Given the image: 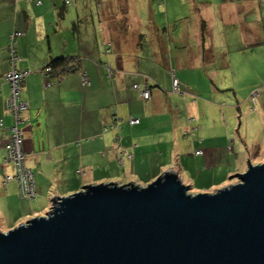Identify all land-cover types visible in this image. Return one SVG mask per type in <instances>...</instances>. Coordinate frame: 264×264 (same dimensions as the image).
Masks as SVG:
<instances>
[{
    "label": "crops",
    "instance_id": "crops-1",
    "mask_svg": "<svg viewBox=\"0 0 264 264\" xmlns=\"http://www.w3.org/2000/svg\"><path fill=\"white\" fill-rule=\"evenodd\" d=\"M34 1L16 0V6L11 3L15 8L10 24L14 27L17 20L21 22L16 69L29 72L20 89L26 105L21 116L27 122L21 126V151L24 165L33 175L36 195L30 201L19 199L15 182L3 187L0 177V232L43 216L50 207L49 192L63 197L105 179L151 182L163 171L172 170L188 187L221 188L229 185L226 179L232 174L244 171L249 148L253 154L260 150L246 129L253 121L264 125V80L257 75L264 60V4L259 5L260 0H196L193 6L187 0H142L145 4H135L134 9L119 4L120 0L116 4L104 0V6H65L62 19L68 22L59 27L61 37L48 40L47 49L39 45L37 51L30 52L24 35L29 10L49 11L42 3L35 7ZM62 2L55 0L51 11ZM79 10L91 26L96 13L108 44L130 38L129 43L149 45L147 58L126 55L120 45L107 57H98L89 49L80 54ZM8 17L7 6L0 5V22ZM5 38L6 34L0 45V77L7 70ZM165 44L173 50L167 52ZM180 48L185 49L178 52ZM58 56H77L80 68L58 81H48L40 68ZM106 68L112 71L109 78ZM82 75L87 86L81 84ZM173 78L178 81V93L171 92ZM223 78L230 84L222 83ZM134 85L150 90L147 100L135 93L141 104L135 101L132 108L125 93ZM225 91H232V97ZM203 93L211 97L203 99ZM175 94L183 99L181 107L174 104L178 100ZM6 96L7 85L2 84L0 170L10 174V165L3 164L11 124L3 110ZM223 104L235 113L230 117L224 114ZM106 107L115 110L107 112ZM248 109L252 117L242 122ZM128 119L138 123L129 125ZM112 121L114 126L109 129ZM196 151L201 154L196 155Z\"/></svg>",
    "mask_w": 264,
    "mask_h": 264
},
{
    "label": "water",
    "instance_id": "water-1",
    "mask_svg": "<svg viewBox=\"0 0 264 264\" xmlns=\"http://www.w3.org/2000/svg\"><path fill=\"white\" fill-rule=\"evenodd\" d=\"M212 193L172 170L85 185L0 232V264H264V162Z\"/></svg>",
    "mask_w": 264,
    "mask_h": 264
},
{
    "label": "rangeland",
    "instance_id": "rangeland-1",
    "mask_svg": "<svg viewBox=\"0 0 264 264\" xmlns=\"http://www.w3.org/2000/svg\"><path fill=\"white\" fill-rule=\"evenodd\" d=\"M54 1L55 0H35L34 1V5L37 8L40 7L41 3L43 5H48L49 8H45V9L49 10L47 12L41 13L39 11L37 12L36 10H32V11L29 10L30 15H29V18L27 20L28 21L27 24H29L28 25V31L24 35H25V41L27 42V43L25 42L27 44V49L30 52L37 51L39 45H41V47H44V49H47L48 42H49L48 40H50V42H51L53 39H59L62 35L63 30L61 28L59 29V27H60V25H65V22L66 21L68 22V20H64V18L59 20V21L57 20L58 15L56 14V9L51 11L53 9L52 4ZM66 1H67L66 6L72 5L73 7L81 5V4H83V5L89 4V5H91V7L95 6V5L104 6L106 4L104 2V0H66ZM207 1L209 3L225 2V0H207ZM108 2L111 4L118 3L117 0H109ZM11 3H14L15 6L17 4L16 0H0V5H4L5 8L7 6L8 16H9L8 21H7V19H4V21L0 22V45L4 42V34H6L5 39H6V46H7L9 43V39H8L9 33L13 32V31H16V32L22 31L18 27L21 23L19 20L16 21L14 27H11L10 16H14V8H15V7L12 8L10 6ZM187 3L191 4L193 6L196 3V0H187ZM119 4H123V5H126L128 7H131L132 9H134L133 6L135 4H136V6H140L142 4H145V2H142V0H120ZM258 4L263 5L264 0H260V2H258ZM45 9H41V10L43 11ZM5 14H7V11H5ZM98 14L103 15L104 13L100 12ZM131 14L132 13H129L128 16H131ZM17 15L20 17V19L22 21L23 20V13L19 11ZM82 15H83V13L80 12V10H79V15H78L79 18L77 19V23L79 25L80 40H81V41H79V42H81L80 48H79L80 54H85L86 49H89V53H94L98 57H104V56L107 57V56L113 54L115 45H120L122 52L126 55L131 54L133 56H137V57L142 58V59L147 58V55L145 54V49L147 48L148 51H150L149 45H147V44H139V45L137 44L136 45L134 43H129L131 41L130 38L121 39L122 41L120 43H114L113 45L111 43H109L110 46H107L108 41L103 38V28H101V26L98 23L99 21L97 19L96 13L95 12L93 13V18H92L93 24H92V26H91V22L89 21V19H83L81 17ZM131 26L132 27L135 26V22H132ZM7 30H9V31L6 33ZM43 30L47 31V33H44ZM52 30H55V33L52 34ZM40 33H42L44 36L42 34L40 35ZM38 42L41 44H39ZM52 44H53V42H52ZM16 46H17V49L19 50L20 46H18L17 44H16ZM163 46H165L167 52L173 50L172 45L169 46V45L165 44ZM105 49H109L110 52L108 54H104ZM182 49H185V48H180L178 50V52H182L183 51ZM16 53H18V51H16ZM17 56H18V54H17ZM80 56H82V55H80ZM84 59H87V58L84 57ZM262 62H263V65L261 67H259L260 71H257V75L260 76L259 79L261 78V80H264V60ZM168 76H169V74H168ZM224 79L225 78L222 79V83H225L226 85L230 84L229 83L230 80H224ZM227 79H229V78L227 77ZM261 83H262V85H264V81H261ZM182 92L186 93L187 91L181 90L180 93H182ZM231 92L232 91H225L223 93H225V95L229 94L230 97H232ZM135 93H138V91L132 89V87H130V90H128V92L125 93L126 101L130 105V107H132V108L136 107L135 101L138 104L139 103L141 104V100L139 98H138L139 100L135 98L136 97ZM177 95L178 94H175L173 96H177ZM209 97H211V94H207V93H203V96H201V98H203V99H206ZM176 99H178V100L174 101L175 106L181 107V105L183 103V99L181 98L180 95H178ZM253 99H255V97H253ZM234 105H235V103H234ZM85 106L89 107L90 105L86 104ZM225 106L226 105L223 104L222 111H224V114H228L230 117L232 115V112L235 113V109L229 110V108H226ZM81 108H82V103L80 102L78 104V109L81 110ZM247 108H248V105H247ZM109 109L115 110L114 108L112 109L110 107L109 108L106 107L107 112L109 111ZM19 111H21V110H19ZM251 114H250L249 109H248L247 114L245 116L243 114L242 122L249 121L252 117ZM177 116H178V114H177ZM230 122L234 123V120L232 118H230ZM254 123L255 122L253 121L252 127H250L252 124L247 125L246 129L248 132L249 139L251 141H257V144H258L260 150L256 154H253V151L250 150V148L248 149L250 151H248L246 149L248 154L246 153V157L244 159L245 166H246L247 161L251 165H255V164H257V162H261V163L264 162V131H262V129L264 128V125L259 126L258 124H254ZM21 134H22V132H21ZM21 143H22V140H21ZM231 147H232V145H231ZM23 160H24V158H23ZM244 169H245V167H244ZM226 182H228L229 184H233V183H236V180H234V179L227 180L226 179ZM188 188H189L188 193L194 192V194L195 193H212V192L216 191L217 189H219V188H215V187H211L209 189H204V188L200 187L199 185H195V184L190 185V187H188ZM35 194H36V190H35ZM52 194H53V191L46 194L48 201H50L53 198ZM26 201H29V200H26ZM50 206H51V204H50Z\"/></svg>",
    "mask_w": 264,
    "mask_h": 264
},
{
    "label": "built area",
    "instance_id": "built-area-1",
    "mask_svg": "<svg viewBox=\"0 0 264 264\" xmlns=\"http://www.w3.org/2000/svg\"><path fill=\"white\" fill-rule=\"evenodd\" d=\"M10 54V65L13 66L14 61H16V57L13 54V50L9 47ZM108 69V68H106ZM27 71L25 72H16L11 70L10 72L4 75V80L8 82L10 93L9 99L5 102V108L8 112H10L13 116L14 122L17 123L19 121L18 115L22 113L25 109V105L21 102H17L18 100V84L22 81V78L27 75ZM81 84L87 85V79L84 75L81 76ZM134 90H138L139 96L142 100H147L149 98V93L146 88H139L138 86H133ZM171 92L178 93V81L176 79H172L171 82ZM253 100V99H252ZM21 110V111H19ZM129 125L137 124L138 121L136 119H128ZM113 126L109 125V129H112ZM21 140L22 134L19 129L15 126L9 129V139L7 143L4 145V158L3 164L10 165L12 167V172L10 174H5L3 170H1L0 177L2 181V186L8 182H15L17 187V195L20 199L32 200L35 197V186L32 174L25 167L23 155L21 151ZM196 155L201 154L200 151L195 152Z\"/></svg>",
    "mask_w": 264,
    "mask_h": 264
},
{
    "label": "trees",
    "instance_id": "trees-1",
    "mask_svg": "<svg viewBox=\"0 0 264 264\" xmlns=\"http://www.w3.org/2000/svg\"><path fill=\"white\" fill-rule=\"evenodd\" d=\"M62 5H60L59 7L56 8V14L58 15V18L57 20H61L62 19V16L64 14V7L67 5V1L66 0H63V2L61 3ZM204 29V25L202 24L201 25V31H203ZM202 35V33H201ZM22 36V33L21 32H16V31H13L11 33H9V36H8V39H9V43L8 45L6 46V64H7V70L6 72L4 73V75L8 72H10L11 70L13 71H16V72H25V71H18L16 69V64L18 62V56H17V53H16V43H17V39L20 38ZM109 46V44L107 45ZM9 47L13 50V54L14 56L16 57V61H14V64L13 66L10 65L11 61H10V54H9ZM105 52L107 53L108 52V49H105ZM80 64H81V59L78 58L77 56H58V57H55V58H50L46 63L43 64V66L40 68V73H41V76L45 79H47L48 81H52V80H60L63 76L67 75V74H70L74 71H77L79 70L80 68ZM29 73V72H28ZM27 73V74H28ZM4 75H2L0 77V86L2 84H6L7 85V96L5 97L4 101H3V110L5 111V113L10 117V121H11V124L9 125V127L7 128V131H8V139H9V129L13 126H15L17 129H19L21 131V126H23V124L27 123L26 120L23 119V117L21 116L22 113H20L18 115V118H19V121L17 123L14 122V119H13V116L10 112H8L5 108V102L6 100L9 99V93H10V88H9V84L8 82H6L4 80ZM106 75L107 77H111L112 75V71L109 69H106ZM26 76V75H25ZM24 78V77H23ZM22 78V80H23ZM88 82V81H87ZM21 84H22V81L18 84V100L17 102H21L24 104V102L21 100L20 98V89H21ZM88 85V84H87ZM87 85H82V86H87ZM178 87H179V84H178ZM133 88V86H132ZM149 93V88L145 87ZM138 91V90H136ZM139 93V92H138ZM25 105V104H24ZM25 108H26V105H25ZM115 116L112 115V119L114 118ZM112 126H114V122L112 121ZM7 139V141H8ZM6 141V143H7ZM5 143V144H6ZM4 154H5V151H4ZM4 158V157H3ZM11 167V166H10ZM12 168V167H11ZM13 170V169H12ZM29 170V169H28ZM30 171V170H29ZM0 173H1V170H0ZM31 173V171H30ZM78 174H80V171H77ZM32 174V173H31ZM33 177V175H32ZM34 180V179H33ZM18 196V195H17ZM20 199V198H19ZM34 199V198H33ZM32 199V200H33ZM26 200V199H25ZM30 201V200H29Z\"/></svg>",
    "mask_w": 264,
    "mask_h": 264
}]
</instances>
